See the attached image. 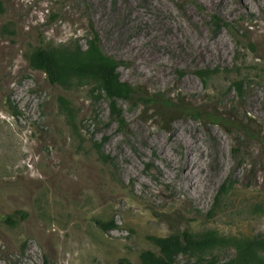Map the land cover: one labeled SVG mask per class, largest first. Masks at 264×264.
Instances as JSON below:
<instances>
[{"label":"rangeland","instance_id":"374dc122","mask_svg":"<svg viewBox=\"0 0 264 264\" xmlns=\"http://www.w3.org/2000/svg\"><path fill=\"white\" fill-rule=\"evenodd\" d=\"M90 21L122 81L232 123L118 99L122 130L95 85L31 67L38 46L85 50ZM207 230L264 237V0H0V264H142L149 237Z\"/></svg>","mask_w":264,"mask_h":264},{"label":"trees","instance_id":"16d2710c","mask_svg":"<svg viewBox=\"0 0 264 264\" xmlns=\"http://www.w3.org/2000/svg\"><path fill=\"white\" fill-rule=\"evenodd\" d=\"M218 22L230 29V25L216 17ZM91 37L87 42V48L82 49L78 43L69 45H48L38 46L28 56L29 63L33 69L40 70L46 74L50 84L59 85L64 88H73L86 84L95 85L97 99L105 97L110 101L111 117L115 120L120 129H127L128 124L123 116L122 110L118 107L116 101L123 99L126 101H140L151 104L155 107H164L175 111L183 112L190 117H200L201 119L213 121L226 125L231 120H225L222 115L214 113L205 114L204 112L192 107L185 102L178 106L173 104L162 94L149 95L130 83L120 79L118 72L119 61L105 53L101 46L99 34L94 29L93 23H88ZM236 39L239 38L235 35ZM230 70H225L228 73ZM240 72L241 69H238ZM221 73L215 70H200L197 75L205 80L213 75ZM233 87L237 95L242 98L244 95V81L241 79L233 82ZM61 109L70 115L71 108L68 100L64 97L59 98ZM232 123V122H231ZM236 127H240L239 122H234ZM244 131V129H241ZM248 136L250 132L245 131ZM101 144H96L98 153H100ZM102 159L108 158L101 155ZM225 185L222 186L215 198V207H217L221 196L226 192ZM19 212H15L8 217V221L17 219ZM103 230H109L115 227V223L110 221L104 223L96 222ZM149 240L158 248V252L152 250L143 251L140 254L142 264H176L179 255H187L196 258L195 264H264V237L246 238L239 236H224L215 230L192 233L184 231L180 234H173L167 237L151 236ZM224 248H233L235 256L227 262H220L218 258H209V255L217 250ZM119 264H131L126 259H121Z\"/></svg>","mask_w":264,"mask_h":264}]
</instances>
